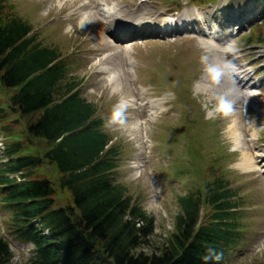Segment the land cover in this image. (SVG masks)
Segmentation results:
<instances>
[{"label":"rangeland","instance_id":"374dc122","mask_svg":"<svg viewBox=\"0 0 264 264\" xmlns=\"http://www.w3.org/2000/svg\"><path fill=\"white\" fill-rule=\"evenodd\" d=\"M148 1L140 8L145 1L8 0L10 7L6 10L29 22L45 46L62 51L70 66V76L81 82L82 96L96 104L97 116L104 120L103 130L110 135V145L119 148L115 183L124 185L128 194L155 216L154 233L140 250L159 251L167 242L175 231L176 215L181 211L180 195L194 190L205 178L221 176L229 179L230 186L236 190L241 236L228 250L223 264L264 263V172L245 173L236 167L242 146L235 149V142L228 133V124L233 119L228 115L231 111H220L210 100L212 97L197 92V86L205 83L211 69L217 66L216 52L204 45L205 38L196 32L201 24H184L181 27L185 29L172 31L167 36L164 35L167 31L162 32V29L128 36L136 29L118 28L124 25L117 22L118 29L112 33L126 37L116 39L111 37V30L104 28L99 12L103 9L107 13L114 6H120L125 15L130 16L132 10L140 9L139 14L150 11L152 19L160 15L172 19L191 10L202 20L199 14L224 2L230 17L241 21L232 35L237 41L236 64L249 68L252 82L258 83L249 90L257 96V101L239 107L245 116L243 122L255 132L254 142L246 133L250 148L260 154L257 161L263 164L264 84L260 85L259 80H264V44L258 40H264V0ZM241 6H245V10ZM210 32L205 28V33L212 36ZM106 56L111 58L108 61L111 65H117L127 76L126 81L125 77L121 78L119 92L113 91L107 82L108 74L102 73L100 63ZM129 61L134 63L132 70ZM128 68L131 74L126 72ZM142 91L147 95L145 101L169 98L167 106L171 109L154 117L150 104L143 108L139 105ZM7 93L0 87L1 104L9 109ZM123 100L129 101V105H124ZM12 117L17 118V115ZM25 123L20 120L13 129L21 132ZM38 175H48L56 183L60 176L50 164L39 169ZM70 200L68 190L59 193V204H68ZM209 210V207L204 209L202 216ZM0 236L10 242L16 264H29L32 243L9 232L7 214L1 210Z\"/></svg>","mask_w":264,"mask_h":264},{"label":"trees","instance_id":"16d2710c","mask_svg":"<svg viewBox=\"0 0 264 264\" xmlns=\"http://www.w3.org/2000/svg\"><path fill=\"white\" fill-rule=\"evenodd\" d=\"M8 7L0 0V87L9 101V109L0 101V210L9 232L32 243L29 264H223L241 237L230 180L205 178L180 195L175 231L159 251L140 250L155 216L115 183L119 148L96 104L82 96L62 51ZM20 120L25 127L16 132ZM45 164L60 174L57 183L38 175ZM63 190L68 204L58 203ZM13 258L0 236V264Z\"/></svg>","mask_w":264,"mask_h":264},{"label":"bare ground","instance_id":"6f19581e","mask_svg":"<svg viewBox=\"0 0 264 264\" xmlns=\"http://www.w3.org/2000/svg\"><path fill=\"white\" fill-rule=\"evenodd\" d=\"M144 1L145 4H141L140 8L144 7V5L149 2L148 0H142V3ZM119 7L120 6H114L107 13L103 9L99 11L100 15L102 16L104 28L106 30H111V37H115L116 39H123V37H126L122 34H120V36H117V32L114 34L112 33L118 28L131 27L133 29H136V31L132 33V35L128 36H138L139 33L137 32L140 31H142L143 33H153L155 31L159 32L157 30L161 29L163 30L162 32L167 31L164 32V35L167 36L170 35L169 33L172 31L179 32L185 29L186 27H181L184 24H189L191 22H199L201 24L200 30L196 32L205 38V40L203 39V44L212 49L213 52H216L217 56L215 62L217 66L211 69V72L208 75L211 78H206L205 83H201L197 86V92H202L206 96L212 97L211 99H209L213 103H216L218 105L220 111H231L228 115L233 119L228 124V133L235 142V149H239L242 146L241 156L235 163L236 167L245 173L264 172V163L260 164L261 162L257 161V158L260 157V154L258 152H255V150H251L249 145L250 142L246 138V133H248V135L250 136V141L254 142L255 132H251L253 130L252 126H247L248 124L246 125L243 122L245 116H243V113L240 111L239 107V105H242L246 102L248 103L257 101V96L255 94H250L249 90L251 89V87H256L258 84L252 82V76L250 74L251 70H249V68L246 69L245 67H240L238 64H236L235 54L238 50L237 41L232 38V35L236 31L237 25L241 21L237 20L234 16L230 17L231 14L227 11L224 2H222L219 6H214L213 8H210V10L199 14L202 20L198 19L195 12L187 9V11H185L182 15L172 16V19H169L171 18V16L168 17L162 15L155 19H152L153 15L150 11L141 12V14H139V11L141 10L134 9L129 16V14L125 15L124 11L122 12V9ZM241 7L239 8H244V10L246 8L245 6L242 8ZM234 19H236L237 22H234ZM117 22H122L124 26H118L117 28ZM94 23L96 24V17H94ZM205 28H207V30L209 31L214 30L213 32H210L212 33V36L205 33ZM130 31H132V29ZM109 46L110 45H108L107 47ZM96 51H99V49ZM113 56H117V54H113ZM110 60L111 58L106 56L104 57V62L100 63V65H102V73L108 74L107 82L112 85L113 91L119 92L122 90L121 78L125 77L123 79L126 81L127 76L124 70L117 69V65H111L108 62ZM128 65L130 66L129 68H131V70L132 68H134V63L132 61H129ZM126 72L128 74L132 73V71L130 72V70H126ZM242 74H244V76H242ZM212 77H214L213 79H215V77H218L220 80H212ZM259 83L260 85H263L264 80H259ZM142 92V96L140 97L141 102L139 103V105L141 108H143L145 105L150 104L152 108V115H154V117L164 115V113H167L171 109L170 106H167L169 98L164 97L162 99L145 101L146 93L145 91ZM128 102L129 101L123 100L124 105H129ZM243 123L245 124V126H247L246 128L245 126H243ZM140 129H142V127Z\"/></svg>","mask_w":264,"mask_h":264}]
</instances>
